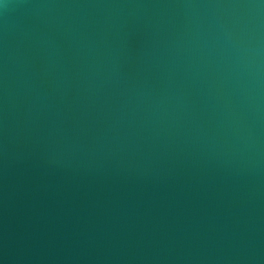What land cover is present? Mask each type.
<instances>
[{
    "label": "water",
    "instance_id": "95a60500",
    "mask_svg": "<svg viewBox=\"0 0 264 264\" xmlns=\"http://www.w3.org/2000/svg\"><path fill=\"white\" fill-rule=\"evenodd\" d=\"M0 264H264V0H3Z\"/></svg>",
    "mask_w": 264,
    "mask_h": 264
},
{
    "label": "clouds",
    "instance_id": "9594fccd",
    "mask_svg": "<svg viewBox=\"0 0 264 264\" xmlns=\"http://www.w3.org/2000/svg\"><path fill=\"white\" fill-rule=\"evenodd\" d=\"M3 2V0H0V3H2Z\"/></svg>",
    "mask_w": 264,
    "mask_h": 264
}]
</instances>
